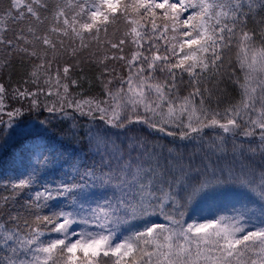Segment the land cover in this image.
Returning <instances> with one entry per match:
<instances>
[{
	"label": "snow or ice",
	"instance_id": "obj_1",
	"mask_svg": "<svg viewBox=\"0 0 264 264\" xmlns=\"http://www.w3.org/2000/svg\"><path fill=\"white\" fill-rule=\"evenodd\" d=\"M261 12L264 0H11L0 16V46L8 55L23 52L43 60L37 56L39 44L50 48L54 59L58 44L50 34L87 48L86 41L98 40L102 32L107 36L109 25L120 17L126 23L124 35L108 45L122 52L131 43L135 51L125 61L127 77L114 89L108 88L109 80L102 101L73 103L59 72L43 81L45 94L57 98L44 104V111L64 113L67 105L81 115L99 113L107 126L89 131L85 157L65 159L46 135L47 118L25 121L22 107L7 110V89L0 84V149L16 147L24 169L9 178L5 187L14 195L3 199L6 203L27 190L22 207L33 217L31 224L24 218L23 226L20 213L10 215L11 227L0 222V264H264V19L258 28L248 27ZM6 18L26 27L6 38ZM160 39L163 52L156 43ZM20 41L32 50L21 48ZM233 46L242 77L233 71L232 82L240 99L221 113L208 106L204 94L210 98L212 91L201 89V77L205 72L220 75L225 50ZM109 59L125 57L105 53L98 62ZM44 67L42 62L32 72L33 84L40 83L38 69ZM176 70L195 85L187 96L172 92ZM156 72H166L173 84L161 82ZM63 73L67 77L69 67ZM12 98L30 101L29 112L41 110L38 92L17 88ZM132 124L181 141H202L206 128L220 131L207 147L201 144L186 156L179 147L149 149L139 138L117 144L108 129L123 132ZM49 166L62 173L50 182ZM226 192L236 197L227 212L185 220L187 207ZM152 216L167 223L132 225ZM122 225H129L126 232L121 233Z\"/></svg>",
	"mask_w": 264,
	"mask_h": 264
},
{
	"label": "trees",
	"instance_id": "obj_2",
	"mask_svg": "<svg viewBox=\"0 0 264 264\" xmlns=\"http://www.w3.org/2000/svg\"><path fill=\"white\" fill-rule=\"evenodd\" d=\"M55 2H57V0H48L49 4H53ZM10 3L11 0H0V16H3L4 13L10 8ZM12 12L13 16H15L16 10L12 9ZM43 14L47 15L46 13ZM185 15H187V13H185ZM261 19H264V12H261L260 15L256 17V24H253L251 21H249L248 27L250 29L258 28L259 21ZM20 27H26L23 21L13 22L11 18H6L4 19V28L6 29V31L3 33V35L6 38L12 39L14 37V33L19 32ZM125 28L126 23L123 17H120L117 23L109 25L107 36H105V33L103 32L100 33L98 40L86 41L88 47L84 49H81L79 48V46H77L78 42L75 44H70L69 41L64 37H58L56 34H50V39L58 44L54 59L52 50L50 48H47L46 46L39 44L37 45V56H42L43 60L38 59L37 57L29 56L23 52H14L13 54L8 55L5 51L4 46H0V84H4L7 89V95L5 97L6 109L11 110L12 108L22 107L25 111V115L21 119L25 121L38 123L39 120L47 118L50 123L48 124L49 127H47L46 135L56 144L57 147L61 149V151L64 152L65 159L76 156L85 157L89 154V143H86L84 141L85 137L83 129H85V127L83 125L79 126V144H64L65 138L67 136L66 125L63 119H60L61 116H59L56 120V114H59V112L50 115L47 111L43 110L44 104L51 105V103L55 101V96H47L45 94L48 90V86L45 85L43 81L46 78V75L55 77L57 72H59L61 82L69 84V90L72 91V96L70 95L69 98L73 101V103L78 100L81 101L80 99H78L79 97H77L78 94H74V91L76 90L77 92H79V90L83 88V80L90 82L91 85H93L95 88L98 83L99 77H102L103 84L106 85L107 82L111 80L112 84L108 85V88L114 89L119 84L120 78H126L128 75V69L125 61L131 57L133 51H135V46L131 43H126L122 46L123 51L121 52L118 49L110 48V46L108 45V41H115L123 37ZM25 35H27V32H25ZM257 35L259 36V32L257 33ZM60 39L64 40L63 49L59 47ZM156 43L161 46V52H163L165 41L163 39H160L157 40ZM257 43H259V39H257ZM19 44L21 48L28 47L29 51L32 50L31 47L29 45H25L23 41H20ZM74 47L77 48V53L75 56L71 54V48ZM45 53L47 54L45 55ZM105 53L110 56L114 55L117 57L123 55L125 57V60L109 59L101 64L98 62L99 57ZM207 55L210 56L211 54L209 53ZM73 59L78 65L75 71H73L72 68ZM235 59L236 48L235 46H233L230 50H225L224 67L223 69H221L220 75L209 76V73L205 72L201 77V89L203 90L204 87H207L212 91V95L210 98L208 97L207 93L204 94L208 106H210L214 110H219L221 113H223L225 107L238 102L240 99L239 89L232 82V79H234V77H232L233 71H235L236 76L242 77L240 70L239 72L237 71L238 67L236 66ZM48 61H51L50 68L48 67ZM42 62L45 64V67L38 69V72L40 74V83L38 85L33 84L31 82L33 79L31 74L34 70H36V66ZM66 66L69 67V73L67 77H65L63 73V68ZM116 67L118 72L122 75L121 77H115L114 72ZM105 68L108 69L107 72L105 71ZM176 72L177 75L175 76V88L172 89L174 96L184 97L189 95V93L192 92L195 87V85L191 83L192 78L189 77L187 73H180L179 70H176ZM155 75L161 82L167 83L169 86L173 84V81L167 77L166 72H156ZM71 80H75L76 84L72 85ZM25 81L28 82L25 83ZM229 85L232 86V89H230L231 86L229 87ZM87 87L88 86L85 85V89ZM17 88L21 90L26 88L30 91L38 92V99L41 103V110L29 112L27 109L30 101H22L18 98L13 99V90ZM38 89H42V91H38ZM233 92H235V95H232ZM95 94L99 95V98L101 100L106 99L105 90H101ZM199 99V96L195 98L197 103L199 102ZM64 110L65 112L75 111L74 108H69L67 107V105H65ZM2 119L4 121H7L8 117L6 115H2ZM99 122L102 121L99 120ZM144 126L145 125L142 124H132L129 125L128 128L123 132L120 131L121 134L123 133L124 137L126 136L127 138L123 141H120V143L123 142L124 145H127L129 138H138L137 136L139 134L142 135L145 132L146 128ZM51 127H55V132L53 135L48 134V128ZM211 131L212 130L204 129L203 137L213 139L214 134ZM110 133L114 132L111 131ZM157 139H159V137ZM142 141H145L147 143L149 149H151L154 145H159L158 142L152 141L150 137ZM160 144H162V142H160ZM230 146L231 141L229 140V147ZM179 149L184 153L186 152L180 147ZM16 150V147H5L3 149H0V222L5 223L6 227H11L13 225V222L9 217L10 215H17V213H20L22 216V219L20 220L21 226H23L24 218L28 219L30 224L33 220V217L29 215L23 207H21L20 205L17 207L16 204H14L13 207H10L9 201L5 203L3 199L4 193L6 194L8 190H6V184L3 185L2 183L4 182V180H8L7 177H5L6 173L14 171L12 167L17 160V156L15 153ZM49 170L51 171L52 168L50 167ZM16 197L24 200L22 199V196L19 197V195H17ZM235 202L236 197L229 192H226L225 194L219 195L215 198H210L206 201H197L196 203L187 207L185 220L190 223L196 219H199L201 221L205 219H211L217 214H224L225 212H227L230 209L231 205ZM153 221L159 223H167L159 216H153L152 218H146V220L136 221L137 223L132 222V225L136 228H142L146 222L150 223ZM41 227H43V225ZM128 227L129 225H122L121 233L126 232Z\"/></svg>",
	"mask_w": 264,
	"mask_h": 264
},
{
	"label": "rangeland",
	"instance_id": "obj_3",
	"mask_svg": "<svg viewBox=\"0 0 264 264\" xmlns=\"http://www.w3.org/2000/svg\"><path fill=\"white\" fill-rule=\"evenodd\" d=\"M87 43V42H86ZM79 46V44L77 45ZM118 66V65H117ZM78 67V65L76 64L75 60H72V68L73 71H75V69ZM80 71V70H79ZM237 71L239 72V68H237ZM115 77H121L122 75L118 72L117 67L115 69ZM83 75V74H82ZM81 75V76H82ZM80 81V80H79ZM78 82V81H77ZM85 85H87L88 87L85 89ZM232 85V84H231ZM229 85V87L231 86ZM171 86V85H170ZM93 85H91L90 82H87L85 80H83V88L79 90V92H77L76 90L74 91V94H78L77 97H79L78 99H80L81 101H85V100H92L95 99L97 101H102L99 98V95H96L95 93L101 91V90H105V85L103 84L102 81V77H99L98 79V83L96 85V87L94 88ZM230 89H232V86L230 87ZM70 95L72 96V91L69 90V97ZM232 95H235V92L232 93ZM57 98L55 97V100ZM70 99V98H69ZM85 111H87V107L85 106ZM79 115L76 116V113L71 112V111H66L64 110V113L59 114L61 116L60 119H63V121L65 122L66 125V133L67 136L65 138V142L64 144H70V145H77L80 143V137H79V126L83 125L85 127V140L84 141L87 143H89V131H95L97 129V127L101 128V129H105L107 128L106 125L103 124V122H98V116L99 113L93 112L92 115H81V113L78 111ZM50 115H53L52 113H48ZM58 115V114H56ZM55 115V116H56ZM58 119V117L56 116V120ZM46 127H49V125H46ZM145 132L142 135H138L137 137L140 140H144L148 137L151 138L152 141L154 142H158V144L160 146H163L164 148L166 147H180L182 148L185 152V155H191L195 150L198 151L201 144H203L204 147H207V144L211 141L217 138L216 134L220 131L219 129H212V128H206L207 130H212L211 132L214 134L213 139L212 138H205L203 137L204 132L202 133V141L201 140H197V141H181L179 140V138H173V137H168L166 135H163L159 132L150 130L146 125L144 126ZM109 132H114L115 135L112 136V139L116 141L117 144H120V141H123L124 139H127L126 136L124 137L123 133L121 134V130L118 129H108ZM174 131H179V129H174ZM259 131V130H257ZM55 132V127H51L48 128V134L53 135ZM118 137V138H117ZM159 137V139H157ZM237 141H239L240 139H242L241 137H237L236 138ZM160 142H162V144H160ZM179 144V145H178ZM16 156H17V160L16 163H14L13 165V169L15 170V166L17 165L16 168V173L17 174H10L6 173L5 177H8L7 183L9 181V178L11 179H16L19 175L20 172H22L24 169L21 165V160H20V156H19V151L18 149L15 151ZM51 166H49L50 168ZM58 167V166H57ZM48 175V180L49 182L52 180V178L58 176V175H62L61 172L56 171V170H51L50 174H46ZM4 182H6L4 180ZM41 183H43V181H41ZM38 187V185H37ZM25 192H27V190H25ZM4 195H6L4 193ZM26 198H29L27 193H26ZM19 197H21V195H19ZM54 203H58V201H53L52 204ZM12 207L14 206V203H11ZM8 212V211H7ZM153 217V216H152ZM149 217V218H152ZM135 223H137L136 221H134Z\"/></svg>",
	"mask_w": 264,
	"mask_h": 264
}]
</instances>
